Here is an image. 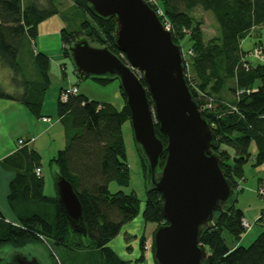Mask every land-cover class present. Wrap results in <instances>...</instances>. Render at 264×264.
<instances>
[{
  "label": "trees",
  "instance_id": "1",
  "mask_svg": "<svg viewBox=\"0 0 264 264\" xmlns=\"http://www.w3.org/2000/svg\"><path fill=\"white\" fill-rule=\"evenodd\" d=\"M69 1L71 6L64 7V0H0V64L11 71L10 85L14 89L7 92L0 85V99L22 105L37 119L46 117L42 116L41 110L50 85L49 58L36 50L34 41L40 23L54 15H59L66 23L69 17L65 11L70 10L79 19V26L69 31L66 27L60 29L65 57L70 58L68 47L81 38L122 56L113 42L115 19L93 15L84 0ZM146 2L154 11L160 10L159 20L169 24L172 41L184 55L186 84L216 137L213 152L220 157V168L233 189L231 200L221 212L214 214L209 227L200 234V243L207 251L204 264H264V228L248 245H242L240 241L245 229L241 220L244 215L234 204V193L240 190L239 184L244 178V165L249 161L254 166L264 163V63L248 56L253 47L260 48L264 55L261 40L264 36V0ZM197 9L212 15L217 25L215 36L205 38L203 21L195 15ZM253 31H257V38L253 40L252 48L245 52L241 42ZM184 44L187 46L183 50ZM23 48L29 58L26 73L18 62ZM60 68L65 73V67ZM73 73L78 79L86 78L75 73V69ZM89 79L102 84L117 80L115 77ZM140 81L145 85L141 78ZM63 90L66 89L58 91L56 118L63 130L64 146L48 160V165L71 184L77 195L86 235L70 230L56 197L44 195L43 177L35 174L37 168L41 171V158L28 149V141L23 139L25 144L17 146L14 154L1 161L3 168L14 171L8 185L7 204L18 224L4 221L0 213V247L10 245L13 249H21L42 243L52 264H63L55 254V248L67 251L69 261L73 254L87 253L88 258L84 257L87 261L90 254L99 257L96 264H139L144 259L143 235L139 240L140 255L134 261L121 260L108 246L122 226L138 214V199L133 193L122 190L112 193L108 189L111 182L126 187L130 179L121 132L122 125L129 121V111L122 90L119 87L123 100L121 109L107 102L89 100L78 90L62 101ZM226 94L229 97L226 98ZM148 101L151 104L149 96ZM155 134L165 144V137L157 125ZM252 144L254 153L250 150ZM136 148L146 179L147 162L137 145ZM164 161L165 152L159 158L161 167ZM161 206L160 193L147 185L141 217L144 223L155 225L153 233L165 224ZM224 233L230 237V245L226 243ZM151 251L153 253V243Z\"/></svg>",
  "mask_w": 264,
  "mask_h": 264
},
{
  "label": "water",
  "instance_id": "2",
  "mask_svg": "<svg viewBox=\"0 0 264 264\" xmlns=\"http://www.w3.org/2000/svg\"><path fill=\"white\" fill-rule=\"evenodd\" d=\"M84 1L93 15L115 19L113 42L122 56L83 38L68 51L75 73L115 77L125 97L134 143L147 162L146 183L162 200L165 224L152 236L153 261L204 264L207 251L200 234L231 200L233 189L213 152L216 137L186 84L181 49L146 0ZM156 125L165 144L155 134ZM54 188L70 230L85 236L81 204L71 184L55 173ZM0 264L43 263L15 251L0 258Z\"/></svg>",
  "mask_w": 264,
  "mask_h": 264
},
{
  "label": "rangeland",
  "instance_id": "3",
  "mask_svg": "<svg viewBox=\"0 0 264 264\" xmlns=\"http://www.w3.org/2000/svg\"><path fill=\"white\" fill-rule=\"evenodd\" d=\"M66 7V6H65ZM69 17L65 23L61 20L59 15L52 16L49 20L44 21L42 28L37 29V35L34 39L36 50L46 54L50 61L49 68V79L50 85L45 95L44 109L51 110L53 115H50L53 120L56 119V101L58 90L60 88L67 89L72 84H77V90L79 94L84 95L89 100L94 101H108L112 102L115 106L119 107V104L123 101L118 96L119 83L117 80L110 81L106 84L99 83L89 78L78 79L73 73V64L71 58L65 57L62 54V43L60 38V29L66 27L69 30H75L79 26V19L75 13L70 10L65 11ZM197 18L203 21L202 30L206 39H209L217 34V25L209 12H203L197 9L195 12ZM46 23V24H45ZM59 26V27H58ZM257 31H253L252 35L245 38L241 42V49L245 52L252 48L254 38H257ZM264 45V36L261 38ZM29 46V44H27ZM95 46V45H93ZM186 44L183 45L182 49L186 48ZM28 53L25 48L20 51L18 62L25 69L24 72L28 71ZM61 66L65 67V73L61 71ZM11 71L0 64V85L6 90H11L13 87L10 82L7 81V74ZM229 97L228 94L225 96ZM60 126L53 131L55 137H58V130ZM122 139L124 143L126 160L130 170V179L128 186L120 187L115 182H111L108 185L110 192H116L122 190L125 193H133L138 199V214L129 223V228H132V232L135 234L143 235L144 238H149L151 241V232L155 228L153 223H144L141 217V211L143 209L145 192L147 188L146 179L143 175L142 166L140 163V157L136 145L133 140L132 129L129 121H126L122 127ZM55 140V139H54ZM60 141L58 138L52 144V148L55 147ZM56 143V144H55ZM45 143V147H46ZM48 152L49 147L46 149ZM252 153L255 152V147L252 144L250 147ZM43 176L44 185L43 193L46 196H55L54 188V167L48 165V161H43ZM243 180L239 184V191L234 193L235 206L239 208L245 215V220L251 225L249 231L244 234V238L241 240V244L246 246L251 240H253L257 234L264 228L263 224H255V219L264 209V195H259V184L260 182L264 185V163L258 166H254L251 161L247 162L243 167ZM261 180V181H260ZM225 241L228 245L232 242L230 237L224 233ZM15 251L27 253L35 256L43 264H52L51 259L48 256L46 247L42 243H34L24 246L21 249H13L10 245H4L0 247V258H7L10 254ZM55 254L62 260L63 264H96L99 261V257L95 254H90V260L87 261L89 254L76 253L72 255V260L69 261L67 258V251L62 248H55ZM120 252V251H118ZM71 255V254H70ZM86 257V258H84ZM97 257V258H96ZM86 260V262L84 261Z\"/></svg>",
  "mask_w": 264,
  "mask_h": 264
},
{
  "label": "crops",
  "instance_id": "4",
  "mask_svg": "<svg viewBox=\"0 0 264 264\" xmlns=\"http://www.w3.org/2000/svg\"><path fill=\"white\" fill-rule=\"evenodd\" d=\"M63 5L64 7H69L71 6V1L64 0ZM50 18H48L47 20H49ZM43 22L39 24L38 30L42 28L43 25L41 24H43ZM10 77L11 75L10 73H8L7 81L9 82ZM13 90L14 89L6 91L13 92ZM117 92L121 100L122 97L120 95L119 87ZM44 100L42 104L41 114L42 116L49 117L51 119V123H46L41 119L33 117L22 105L16 102L0 99V213L4 221L15 225L18 224V222L7 204L8 185L14 176V171L11 168H3L1 166V161L17 151L18 139H26L28 141V149L38 153L41 158V175L44 180V169L42 162L48 161L56 154L58 150H60L64 146L62 127L57 118L55 120L51 118L50 115H53V112L51 110L44 109ZM99 102H107L112 104V102L108 101ZM112 105L117 109H121L123 106V101L119 104V107L115 106L114 104ZM57 125L60 126V129L58 130V137H55L53 131L57 128ZM56 138H58L60 142L55 146L57 148H52V144L54 143ZM45 143H47L46 147ZM47 147H49L48 152H46ZM55 171L56 169L54 168V172ZM260 187L264 188V185L261 182L259 184V188ZM129 224L130 223H127L122 226L119 234L108 243V246L123 261H134L140 255L139 240L142 235H138L135 234V232H132V228H129ZM150 236L151 241L149 238H146L144 241V259L139 264H154L151 251L153 230ZM126 238H129V240L126 241Z\"/></svg>",
  "mask_w": 264,
  "mask_h": 264
},
{
  "label": "built area",
  "instance_id": "5",
  "mask_svg": "<svg viewBox=\"0 0 264 264\" xmlns=\"http://www.w3.org/2000/svg\"><path fill=\"white\" fill-rule=\"evenodd\" d=\"M155 12H156L157 16H160L161 15L160 10L157 9ZM162 25H163L164 29H166V30L169 31V24L168 23H162ZM181 55H182V61H183V56L184 55L182 54V52H181ZM248 56L252 60H256V61H259V62H263L264 63V55L262 54L261 49L258 48V47H253V49L249 52ZM76 92H77V88L75 86H70L66 90H63L62 91V93L60 95V99L62 101H65L67 99V97H68L69 94H74ZM209 106H210V104H207V107H209ZM41 120L43 122H46V123H51V119L48 118V117H42ZM24 144L25 143H24V140L23 139H18V141H17V146L18 147H21ZM35 174H36V176H40L41 175L40 169L37 168L35 170ZM259 195H261V196L264 195V188H259ZM256 221H262V222H264V210L259 214V216L255 219L254 222H256ZM241 225L245 229V232L246 233L251 228V225L245 220V218H242Z\"/></svg>",
  "mask_w": 264,
  "mask_h": 264
},
{
  "label": "bare ground",
  "instance_id": "6",
  "mask_svg": "<svg viewBox=\"0 0 264 264\" xmlns=\"http://www.w3.org/2000/svg\"><path fill=\"white\" fill-rule=\"evenodd\" d=\"M253 29H254V27H253ZM248 32V31H247ZM187 33V32H186ZM189 34V33H188ZM219 81H221V80H219ZM195 85V84H194ZM200 88V87H199ZM197 90V89H196ZM201 91V90H200ZM203 93H204V91H203ZM60 95V94H59ZM211 98H213L212 96H210ZM67 99H68V97H67ZM214 99V98H213ZM210 101V100H209ZM227 109H230L229 107L227 108ZM229 113H231V112H229ZM234 113H236V112H234ZM69 225V224H68ZM86 228V227H85ZM71 233H73V232H71ZM74 233H76V232H74ZM72 235V234H71Z\"/></svg>",
  "mask_w": 264,
  "mask_h": 264
}]
</instances>
